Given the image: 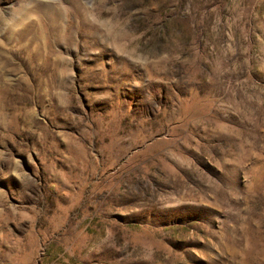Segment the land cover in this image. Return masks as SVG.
I'll return each instance as SVG.
<instances>
[{"label":"rangeland","instance_id":"1","mask_svg":"<svg viewBox=\"0 0 264 264\" xmlns=\"http://www.w3.org/2000/svg\"><path fill=\"white\" fill-rule=\"evenodd\" d=\"M0 264H264V0H0Z\"/></svg>","mask_w":264,"mask_h":264}]
</instances>
